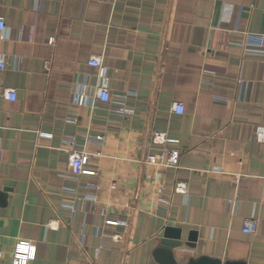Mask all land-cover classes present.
<instances>
[{"label":"crops","instance_id":"0c3cea01","mask_svg":"<svg viewBox=\"0 0 264 264\" xmlns=\"http://www.w3.org/2000/svg\"><path fill=\"white\" fill-rule=\"evenodd\" d=\"M0 18V264L19 239L28 264H161L167 227L178 264H264V0H0ZM165 149L178 167L147 161Z\"/></svg>","mask_w":264,"mask_h":264},{"label":"built area","instance_id":"2783aa9c","mask_svg":"<svg viewBox=\"0 0 264 264\" xmlns=\"http://www.w3.org/2000/svg\"><path fill=\"white\" fill-rule=\"evenodd\" d=\"M3 28V21L0 18V29ZM88 64L94 66L98 69V84L95 87V93L99 100L108 101L110 97V92L108 88V78L105 74V68L102 64L100 56H91L88 60ZM5 67V64L0 61V70ZM2 94L9 100L15 99L14 88L6 87L2 90ZM84 95L80 96L79 101H83ZM118 111H126L123 107L117 108ZM173 111L177 113L183 112V105L181 103L175 102L172 106ZM100 139L101 137H97ZM253 139L257 142L264 143V125H257L254 128ZM172 140L168 136L166 131L155 132L152 135V141L156 143H166ZM85 154L82 152L70 151L69 155V166L70 170L74 175H80L84 173L83 162ZM147 161L159 166L165 167H178L179 162V152L175 149H165L161 154H149L147 156ZM175 191L178 193H186L188 188L187 184L183 181H177L175 183ZM255 220L246 219L244 222V232H253L255 228ZM51 227V224H48ZM35 246L31 242L23 239H19L14 247L12 253V264H28V261L34 258Z\"/></svg>","mask_w":264,"mask_h":264},{"label":"water","instance_id":"95a60500","mask_svg":"<svg viewBox=\"0 0 264 264\" xmlns=\"http://www.w3.org/2000/svg\"><path fill=\"white\" fill-rule=\"evenodd\" d=\"M192 239H194V237L191 232L189 235V240ZM181 243L180 228L174 229L167 227L165 229L164 236L160 241V245L154 251V257L161 264H178L172 253V249L179 247ZM188 264H220V261L209 258H200L198 260H189ZM224 264H244V262L226 261Z\"/></svg>","mask_w":264,"mask_h":264}]
</instances>
